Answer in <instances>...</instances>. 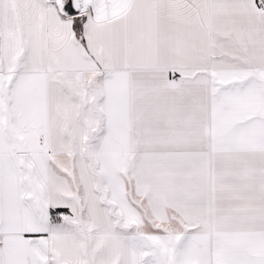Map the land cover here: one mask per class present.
I'll return each instance as SVG.
<instances>
[{"label":"snow or ice","instance_id":"1","mask_svg":"<svg viewBox=\"0 0 264 264\" xmlns=\"http://www.w3.org/2000/svg\"><path fill=\"white\" fill-rule=\"evenodd\" d=\"M0 264H264V0H0Z\"/></svg>","mask_w":264,"mask_h":264}]
</instances>
